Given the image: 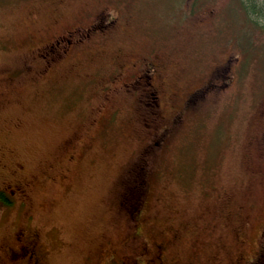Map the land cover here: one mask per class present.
Wrapping results in <instances>:
<instances>
[{"label": "rangeland", "instance_id": "obj_1", "mask_svg": "<svg viewBox=\"0 0 264 264\" xmlns=\"http://www.w3.org/2000/svg\"><path fill=\"white\" fill-rule=\"evenodd\" d=\"M252 18L240 0H0V264H31L22 232L42 264H157L156 240L169 264H264Z\"/></svg>", "mask_w": 264, "mask_h": 264}, {"label": "flooded vegetation", "instance_id": "obj_2", "mask_svg": "<svg viewBox=\"0 0 264 264\" xmlns=\"http://www.w3.org/2000/svg\"><path fill=\"white\" fill-rule=\"evenodd\" d=\"M142 75L143 74L138 76V78H140L139 82L143 81L144 79ZM8 188L10 190V193L12 194L19 193L20 195H22V192L18 187L14 188L12 186H8ZM1 191L6 192L5 189H1ZM17 239L19 241V246L17 249L11 250L12 254L18 258H24L29 261L31 260L32 261L31 264H42L39 257L38 247L33 237L27 234L26 232H22L17 235ZM166 247H167V243L165 241L162 240L154 241V251L152 252V255L149 254L151 250L147 248V252L149 254L148 256L149 260H151L152 262H156L157 264H169L168 257H166L165 255ZM257 260L258 257L254 260L252 264H254ZM244 261H245V256L242 255L238 258L236 264H243ZM103 264H111V263L104 262ZM131 264H138L136 258L131 262Z\"/></svg>", "mask_w": 264, "mask_h": 264}, {"label": "trees", "instance_id": "obj_3", "mask_svg": "<svg viewBox=\"0 0 264 264\" xmlns=\"http://www.w3.org/2000/svg\"><path fill=\"white\" fill-rule=\"evenodd\" d=\"M241 3L243 4V8L245 10V12L256 21V23L259 26H264V0H240ZM261 22H263V24L261 25ZM143 167L140 168V172L137 173L136 177L139 179L141 178L143 171ZM145 183V180L143 181L142 184ZM141 194H143L144 190L142 189ZM139 197L137 198V204L139 206ZM0 201L2 203L5 204H11L12 203V199L9 195H7L5 192H1L0 193ZM140 209V208H139Z\"/></svg>", "mask_w": 264, "mask_h": 264}]
</instances>
